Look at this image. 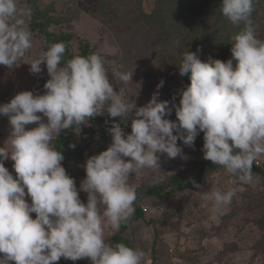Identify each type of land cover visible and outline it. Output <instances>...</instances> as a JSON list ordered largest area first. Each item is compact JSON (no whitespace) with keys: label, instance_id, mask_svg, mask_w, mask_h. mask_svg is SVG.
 <instances>
[{"label":"clouds","instance_id":"1","mask_svg":"<svg viewBox=\"0 0 264 264\" xmlns=\"http://www.w3.org/2000/svg\"><path fill=\"white\" fill-rule=\"evenodd\" d=\"M256 3L222 0L223 16L243 25L233 37L232 56L226 62L202 61L200 49L184 52L179 74L189 76L190 85L178 93L179 104L175 95L172 102L159 99L161 80L151 100L137 107L123 87L111 83L98 52L64 62L67 46L57 42L31 61L33 75L46 64L50 79L44 94L26 90L0 104V116L10 125L9 138L0 147V264H56L62 257L88 258L91 264H142V249L108 242L106 229L118 230L133 213L139 187L131 181L133 174L139 180L145 169L161 170L157 153L185 159L178 141L194 147L201 132L204 159L221 166L235 178L233 183H259L252 169L264 157V39L252 19ZM31 15L20 0H0V65L14 68L33 47L26 23ZM133 74L114 73L123 85L133 84ZM173 109L176 120L166 118ZM105 112L119 121L109 129L112 143L86 160V178L78 189L54 137ZM129 118L131 132L126 134L121 124ZM30 124L37 126L28 129ZM9 159L15 175L5 167ZM195 188L212 202V219L239 191ZM80 192L87 193V203Z\"/></svg>","mask_w":264,"mask_h":264},{"label":"rangeland","instance_id":"2","mask_svg":"<svg viewBox=\"0 0 264 264\" xmlns=\"http://www.w3.org/2000/svg\"><path fill=\"white\" fill-rule=\"evenodd\" d=\"M115 2L120 3L118 9L122 8L124 12L115 19L112 15L103 18L101 10ZM158 4L157 0H142L141 3L135 0H42L40 8L49 10V16L60 21L52 25V32L72 36L71 44L75 54H80V48L85 44L89 45L92 53H100L106 61L111 83L115 87H123L126 97L136 102L137 107H142L157 91V85L163 80L160 77L162 72L165 76L164 85L159 89L160 100L172 102L175 95L174 103L179 104L181 97L178 93L181 89H186L182 83L176 81V76H170L168 63L164 59L170 55L159 48L161 39L157 32L160 20L154 19L151 30L147 31L142 25L130 23L136 11L153 14ZM20 6H26L25 0H20ZM26 23L30 29L29 17L26 18ZM255 26L258 37L264 39V4L256 17ZM31 32L33 47L26 53L24 59L18 61L12 69L0 65V104L10 102L22 91H34L37 94L45 92L44 84L50 79L46 64L41 66L42 72L37 75L30 72L29 64L48 50L50 45L46 46L39 31ZM220 42L213 40L206 43L204 58L219 53L223 48ZM118 71L134 72L133 84L123 85L118 81L114 75ZM171 106L170 103L169 107ZM166 118L176 120L175 109L172 115ZM44 119L47 122V118ZM100 120L108 123L109 129L114 122H119L118 118H111L105 112L104 115L91 118L87 125L79 126L75 130L77 141L88 155L107 150L112 143L111 140L106 145L100 139L98 134L101 130ZM35 126L37 125L30 124L26 127L31 129ZM121 126L126 134H130L131 118L122 122ZM9 135L8 118L0 116V147L4 146ZM203 137L204 134L201 132L194 142V147L184 146L182 141H178L185 159L180 157L170 159L166 154L157 153L160 156L161 170L145 169L139 180L133 174L131 181L137 183L138 188L159 185L181 169H185V175L189 177L193 161L200 167L209 165L212 161L204 159ZM66 151L68 152V148ZM85 163L86 160L75 155L66 159V172L75 179L78 189L81 181L86 178L83 167ZM13 164L14 161L10 159L5 161V167L15 175ZM255 164L264 168V157ZM234 180L235 178L226 174L221 167L208 174L200 184L203 190H208L212 186L225 191L234 187L239 189L231 204L222 208L215 219L211 218L212 202L204 201L198 192L201 189L195 187L166 196L164 199L148 196L140 201L141 208L146 207V210H143L145 219L136 222L124 235L144 251L142 264H264V229L261 230L257 225L258 220L264 219V185L258 183L257 187L252 189L253 203L249 207L250 186L240 184L239 181L233 183ZM80 198L87 203V193L80 192ZM27 199L31 203L30 197ZM35 215L32 214L33 218ZM156 230L159 239L155 251L153 241ZM117 231L106 229V239ZM72 264H91V261L85 258L73 261Z\"/></svg>","mask_w":264,"mask_h":264},{"label":"trees","instance_id":"3","mask_svg":"<svg viewBox=\"0 0 264 264\" xmlns=\"http://www.w3.org/2000/svg\"><path fill=\"white\" fill-rule=\"evenodd\" d=\"M42 0H25L26 6L32 9V15L29 17V26L32 31H39L42 38L45 40V44L48 47L53 43L63 42L66 44V52L64 54V62L73 58L74 56H88L92 54L89 45L85 44L81 46L80 54H75L73 46L71 44L72 36L70 34H56L51 31L53 24L60 23V21L52 16H49V10L40 8V2ZM126 1V0H124ZM142 0H135V2L141 3ZM158 6L153 14H147L144 12L136 11L130 20L133 25H142L145 29L151 30L152 21L154 19L160 20L158 27V37L161 39L159 48L164 49L167 52V58H164L168 63L170 76L175 77L176 81L182 83L184 87L190 85L189 76H181L179 74V67L182 61L183 53L186 51L196 52L202 61H207L209 57L204 58L203 51L206 48V43L219 40L223 44V48L219 53L210 55L213 59H220L222 61L230 59L232 53L233 37L241 29L243 25H234L221 12L222 0H157ZM264 4V0H258L255 5V11L252 14V19L255 24L256 17L260 12L261 6ZM167 6V7H166ZM120 7V3H114L109 7L101 10L103 18L112 15L114 19L119 17L124 10ZM117 9V10H116ZM111 19V18H110ZM148 29H147V28ZM165 73L162 72V79L164 80ZM101 130L98 132L99 137L107 145L111 142L112 136L109 133V125L103 120H100ZM79 126L73 125L70 129L63 130L58 137L53 141V145L57 150L63 152L65 159L62 161L64 167H66V159L68 156L75 155L76 157L87 160L90 156L84 150H82L80 143L77 141L75 130ZM75 145V147H73ZM68 148V152L66 151ZM100 153V152H99ZM98 154V152H96ZM95 155V154H94ZM192 173L189 177L185 175V169H181L175 174L167 177L162 184H153L147 187H140L137 190V199L134 203V210L130 217L121 223L118 231L112 235L107 241L115 243H125L129 246H135L129 238L124 234L133 225L144 220V211L139 205L145 197L152 196L158 199H164L166 196L175 195L179 192L185 191L189 188H194L196 184H201L205 177L220 169L221 166L214 165L211 162L207 166L200 167L196 161L192 163ZM253 172L258 175L259 183L264 185V168L253 165ZM257 187V186H255ZM249 188V207L253 203L252 189ZM257 225L264 229V219L257 221ZM264 238V235H263ZM159 239V233L156 230L153 246L156 251L157 243ZM264 243V242H263ZM155 262V257L153 258ZM72 260H66L63 257L56 262V264H72Z\"/></svg>","mask_w":264,"mask_h":264},{"label":"built area","instance_id":"4","mask_svg":"<svg viewBox=\"0 0 264 264\" xmlns=\"http://www.w3.org/2000/svg\"><path fill=\"white\" fill-rule=\"evenodd\" d=\"M142 209H143V210H146V207H145V206H142Z\"/></svg>","mask_w":264,"mask_h":264}]
</instances>
